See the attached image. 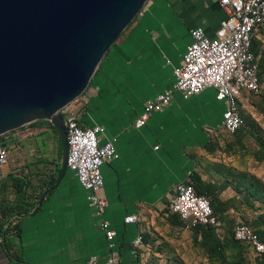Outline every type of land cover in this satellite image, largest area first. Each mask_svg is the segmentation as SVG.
Instances as JSON below:
<instances>
[{"label": "crops", "instance_id": "crops-1", "mask_svg": "<svg viewBox=\"0 0 264 264\" xmlns=\"http://www.w3.org/2000/svg\"><path fill=\"white\" fill-rule=\"evenodd\" d=\"M227 16L218 0H148L108 51L86 93L72 103L71 113L83 126L104 128L102 141L118 137L119 157L103 166V194L109 200L104 217L116 231L120 264L196 263L199 252L190 227L165 216L177 185L190 181L193 172L223 201L239 197L232 182L244 161L232 147L226 148L228 134L221 125L227 103L214 89L189 98L176 94L146 125H135L146 102L174 85V69L193 41L192 30L202 26L215 37ZM259 37L264 40V34ZM240 105L243 114L264 116L250 91H244ZM46 130L51 139L44 146L37 136ZM4 139L11 142L12 156L0 166V264H77L91 255L107 258L103 218L75 171L69 168L49 187L62 169L56 132L28 124ZM249 169L263 176L256 167ZM31 204L28 213L17 210ZM228 211L237 210L231 206ZM131 214L139 220L126 222ZM139 235L143 242L135 246Z\"/></svg>", "mask_w": 264, "mask_h": 264}, {"label": "built area", "instance_id": "built-area-1", "mask_svg": "<svg viewBox=\"0 0 264 264\" xmlns=\"http://www.w3.org/2000/svg\"><path fill=\"white\" fill-rule=\"evenodd\" d=\"M227 11L215 37H209L202 26L192 30L190 44L181 65L174 69L176 77L171 88L146 102L137 118L136 127H143L154 111H163L176 94L189 98L208 89H214L219 100L226 101L221 127L234 133L244 122L240 98L244 91H264L258 57L252 52L254 38L264 28V0H218ZM71 106L63 109L69 141L68 166L75 171L81 185L88 191V199L103 220L101 223L108 239L109 255L102 259L91 255L77 264H120V253L115 241L116 231L110 219L104 217L109 200L103 194L105 178L103 166L119 157L117 136L101 139L104 128L83 126L71 113ZM6 135V134H5ZM4 136V135H3ZM0 136V166L6 165L12 156V147ZM159 146L155 148L158 149ZM2 177L0 175V181ZM178 213L188 227L198 224L211 225L222 230L225 222L215 213L210 199L197 193L193 184L181 182L170 198L165 216ZM126 222H137V214L128 215ZM235 238L251 244L253 251L264 254V235L250 225L238 221L234 228ZM143 242L139 235L134 245Z\"/></svg>", "mask_w": 264, "mask_h": 264}, {"label": "water", "instance_id": "water-1", "mask_svg": "<svg viewBox=\"0 0 264 264\" xmlns=\"http://www.w3.org/2000/svg\"><path fill=\"white\" fill-rule=\"evenodd\" d=\"M147 2L0 0V136L50 121L61 137L62 179L69 169L63 109L86 93Z\"/></svg>", "mask_w": 264, "mask_h": 264}, {"label": "trees", "instance_id": "trees-1", "mask_svg": "<svg viewBox=\"0 0 264 264\" xmlns=\"http://www.w3.org/2000/svg\"><path fill=\"white\" fill-rule=\"evenodd\" d=\"M260 34H264V28H262ZM252 52L258 57L259 75L264 89L263 38L259 36L254 38ZM250 92L257 94L260 110L264 113V91ZM242 115L244 122L241 127L234 133H227L228 135L225 137L226 148L232 147L233 153L235 155H240L244 164L249 157L254 158L258 162H264V127L253 115H246L243 114V112ZM31 124L40 128H52L56 132V150L58 158L61 160V137L53 124L48 120H37ZM47 132V130L43 131L37 136V139L42 138L44 146L48 145L47 140L49 141L51 139ZM252 145L255 146L254 149L251 148ZM46 149L47 148H45V150ZM61 171L62 169L59 168V175L49 182V187L55 185L59 180ZM19 180L25 182L24 179L19 178L18 181ZM189 182L194 185L198 194L204 195L210 199L215 213L225 222V226L222 230H217L214 226L203 224L190 227L194 248H196L199 254L206 257L209 264H264V254H256L250 243L238 240L234 235V228L238 221L250 225L256 232L264 235V179L257 173L250 171L249 168L241 167L239 170V177L232 182V186L238 192L239 197H233L226 201H223L219 196L211 193V188L204 185L202 176L199 173L193 172ZM18 188H21V185H18ZM210 194H212V198ZM238 204L245 205V207L242 208ZM32 206L34 207L33 204H31V207H22L18 205L17 210L28 213L32 209ZM231 206L236 208V213L232 214L228 211V208ZM170 216L176 217L180 224L186 225V222L182 219L180 214L171 213L168 217ZM237 216H241V219L237 220Z\"/></svg>", "mask_w": 264, "mask_h": 264}, {"label": "rangeland", "instance_id": "rangeland-1", "mask_svg": "<svg viewBox=\"0 0 264 264\" xmlns=\"http://www.w3.org/2000/svg\"><path fill=\"white\" fill-rule=\"evenodd\" d=\"M257 95V94H256ZM78 100L74 101L73 104H77ZM261 125L264 127V116L258 115V116H253ZM27 143V142H26ZM9 145L11 146V142H9ZM254 145L251 146L252 149H254ZM25 155H29V146L26 148V153ZM256 167L259 173H262L263 176H261L264 179V162H258L254 158L249 157L246 161L243 167ZM195 264H209L208 260L206 257L202 256L201 254L196 257V263Z\"/></svg>", "mask_w": 264, "mask_h": 264}]
</instances>
